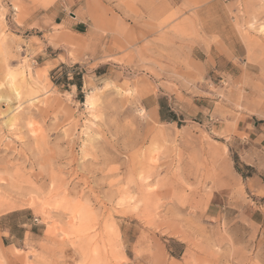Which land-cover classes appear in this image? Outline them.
I'll list each match as a JSON object with an SVG mask.
<instances>
[{
    "label": "rangeland",
    "instance_id": "rangeland-1",
    "mask_svg": "<svg viewBox=\"0 0 264 264\" xmlns=\"http://www.w3.org/2000/svg\"><path fill=\"white\" fill-rule=\"evenodd\" d=\"M0 98V264H264V0H0Z\"/></svg>",
    "mask_w": 264,
    "mask_h": 264
},
{
    "label": "crops",
    "instance_id": "crops-1",
    "mask_svg": "<svg viewBox=\"0 0 264 264\" xmlns=\"http://www.w3.org/2000/svg\"><path fill=\"white\" fill-rule=\"evenodd\" d=\"M58 16H59V12H57L56 13V15H55V19H53V21H54V23H55V25L57 26V27H64V28H66V29H69L70 31H72L73 33H75V34H82V32L80 31L81 30V26L83 25V23L82 22H80V21H74V20H70V19H65V18H61V19H57L58 18ZM61 25V26H60ZM219 33V35H221V33L220 32H218ZM229 50H230V52H231V55H232V47L230 48H228ZM220 61L221 62H223V63H228L227 62V60H226V58H220ZM157 103H158V101H157ZM155 107V106H154ZM157 111L160 113V111H161V109H160V107L158 106V104H157Z\"/></svg>",
    "mask_w": 264,
    "mask_h": 264
},
{
    "label": "bare ground",
    "instance_id": "bare-ground-1",
    "mask_svg": "<svg viewBox=\"0 0 264 264\" xmlns=\"http://www.w3.org/2000/svg\"><path fill=\"white\" fill-rule=\"evenodd\" d=\"M10 75H11V73L7 71V79H8L7 83H9V85H8L9 88L12 89V92H14L15 90L13 89V85L11 84ZM90 97H91V96H90ZM90 97H89V98H90ZM0 100H1V98H0ZM85 103H86V102H85ZM89 104H90V103H89ZM86 107H87V106H86ZM88 107H89V105H88ZM9 111H12V110H9Z\"/></svg>",
    "mask_w": 264,
    "mask_h": 264
},
{
    "label": "trees",
    "instance_id": "trees-1",
    "mask_svg": "<svg viewBox=\"0 0 264 264\" xmlns=\"http://www.w3.org/2000/svg\"><path fill=\"white\" fill-rule=\"evenodd\" d=\"M74 85L77 87L78 90H80L81 85L79 83H75Z\"/></svg>",
    "mask_w": 264,
    "mask_h": 264
}]
</instances>
